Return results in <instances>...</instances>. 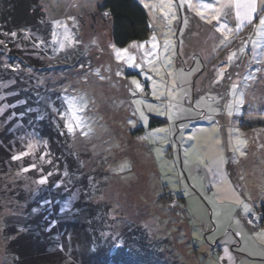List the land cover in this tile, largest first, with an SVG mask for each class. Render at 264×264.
I'll use <instances>...</instances> for the list:
<instances>
[{
  "label": "rangeland",
  "instance_id": "obj_1",
  "mask_svg": "<svg viewBox=\"0 0 264 264\" xmlns=\"http://www.w3.org/2000/svg\"><path fill=\"white\" fill-rule=\"evenodd\" d=\"M24 1L32 27L0 30V218L31 204L51 223L90 195L112 252L136 232L161 263L264 264V9L137 0L151 33L117 47L103 0ZM31 103L61 120L69 163L23 124Z\"/></svg>",
  "mask_w": 264,
  "mask_h": 264
},
{
  "label": "trees",
  "instance_id": "obj_2",
  "mask_svg": "<svg viewBox=\"0 0 264 264\" xmlns=\"http://www.w3.org/2000/svg\"><path fill=\"white\" fill-rule=\"evenodd\" d=\"M31 8L24 0H0L1 32L13 34L32 27L28 18ZM99 10L108 15L111 40L117 47L146 40L151 33L148 15L137 0H103ZM9 57L16 61V64L14 60L10 61L12 66L29 67L28 64L25 65L24 58L16 55ZM10 69L14 70L13 67ZM38 100L40 102V97ZM57 104L58 106H53L58 111L61 105L59 101ZM26 105L28 108H22L20 113L27 130H34L37 135L48 132L44 137L48 139L51 149H58L56 157L63 158L65 155L64 159L67 161H63V164L69 163L65 153L69 140L67 142L64 139L66 133L61 120L52 111L48 119H42L32 112V103ZM159 121L161 120L157 117L151 116L148 126L155 127L159 125ZM62 148L65 154H59ZM89 197L90 195H86L83 200H78L74 208L52 218L51 223H47L42 218L44 216L39 215V211L31 204L23 215L2 216L1 233L6 239L8 254L13 257L12 264H48L50 259L56 264H167L145 255L141 246L138 249L131 244L132 240H137L136 232L132 233L131 240L126 236L123 238V251L112 252L108 241L102 239L100 233L109 220L108 215L102 207L89 202ZM260 211L264 218V205L260 206ZM257 222L261 224L258 220ZM130 231L127 230L126 233Z\"/></svg>",
  "mask_w": 264,
  "mask_h": 264
},
{
  "label": "snow or ice",
  "instance_id": "obj_3",
  "mask_svg": "<svg viewBox=\"0 0 264 264\" xmlns=\"http://www.w3.org/2000/svg\"><path fill=\"white\" fill-rule=\"evenodd\" d=\"M237 7H238L237 15L239 16L240 5L238 4ZM244 7L246 9V11L244 12V16H245V18H248L251 13H255V11H256V0H248L247 4H245ZM105 15H107V13ZM56 23H59V21H57ZM261 24L264 25V19L261 20ZM65 126L68 127L69 132H71L73 130L71 126H69L67 124ZM13 158L17 159V157H13ZM40 182L43 183L44 181L41 180ZM246 210H247V206H246Z\"/></svg>",
  "mask_w": 264,
  "mask_h": 264
},
{
  "label": "crops",
  "instance_id": "obj_4",
  "mask_svg": "<svg viewBox=\"0 0 264 264\" xmlns=\"http://www.w3.org/2000/svg\"><path fill=\"white\" fill-rule=\"evenodd\" d=\"M264 9V0H256V10Z\"/></svg>",
  "mask_w": 264,
  "mask_h": 264
},
{
  "label": "built area",
  "instance_id": "obj_5",
  "mask_svg": "<svg viewBox=\"0 0 264 264\" xmlns=\"http://www.w3.org/2000/svg\"><path fill=\"white\" fill-rule=\"evenodd\" d=\"M252 224H253V225H256V226H257V225L259 226V224H258V222H257V220H256L255 218L252 219Z\"/></svg>",
  "mask_w": 264,
  "mask_h": 264
},
{
  "label": "clouds",
  "instance_id": "obj_6",
  "mask_svg": "<svg viewBox=\"0 0 264 264\" xmlns=\"http://www.w3.org/2000/svg\"><path fill=\"white\" fill-rule=\"evenodd\" d=\"M257 220V219H256Z\"/></svg>",
  "mask_w": 264,
  "mask_h": 264
}]
</instances>
